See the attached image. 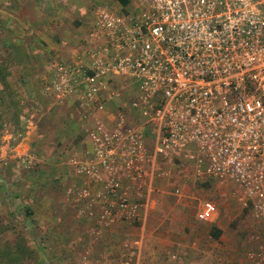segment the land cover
Listing matches in <instances>:
<instances>
[{
    "label": "built area",
    "instance_id": "1",
    "mask_svg": "<svg viewBox=\"0 0 264 264\" xmlns=\"http://www.w3.org/2000/svg\"><path fill=\"white\" fill-rule=\"evenodd\" d=\"M89 28L87 51L42 86L86 118L89 147L67 161L86 183L76 196L100 203L102 222L135 220L145 180L176 169L237 182L264 226V0H131L98 6ZM110 102L121 107L106 123ZM216 211L204 200L196 217ZM247 261L264 264V236Z\"/></svg>",
    "mask_w": 264,
    "mask_h": 264
},
{
    "label": "crops",
    "instance_id": "2",
    "mask_svg": "<svg viewBox=\"0 0 264 264\" xmlns=\"http://www.w3.org/2000/svg\"><path fill=\"white\" fill-rule=\"evenodd\" d=\"M94 1L1 0L0 16L5 17L9 23L12 22L11 26L14 27V33L19 35H16L17 41L27 48L28 53L31 52L33 47L37 46L46 49L54 47L57 51L59 50L57 55L60 57L50 64L52 72L54 62L68 63L74 61L78 54L86 52L90 47L91 43L87 36L90 22L85 25L81 20L89 14V5ZM112 5L119 9L113 1ZM91 15L94 16L95 13L93 15L91 12ZM15 27H18V29H15ZM81 29H83L82 34L76 36L75 33H80L76 31ZM20 30L25 34L21 35ZM71 30L74 32L72 36H70ZM85 31H87L85 38L86 40L88 38V40L83 42L82 39L80 42L78 39L83 36ZM29 56L28 69L31 72L23 70L24 72H20L16 77L19 84L23 83L24 87L28 86L29 80H36L38 77L45 78L48 81L52 74L49 72L43 75V70H41L43 60L41 57L39 62L35 63L37 61L36 56L32 53ZM46 59L44 58V61ZM29 73L32 74L29 75ZM9 77L10 75L7 80ZM26 88L25 90L29 94L30 91L28 87ZM46 96L53 98L55 103L61 104V109L64 108L63 103H65V100L72 99L74 109L66 108L61 111L59 127L58 130L56 129L54 139L56 146L58 145L59 148L57 147L55 152L48 149L47 154L43 156V163L46 165H41V167L43 166L42 171H37V176L41 174V177L46 178L43 181L48 187L55 182L54 189L56 191L48 189L49 192L57 194L55 199L54 196L50 198L42 197L47 199L44 203L43 199L39 198L41 192H38V196L31 197L32 202L28 201L27 195L22 196L21 199L24 205L29 202L31 204V206L29 205L30 208L34 211L38 207L42 210L41 219L38 220L39 217L35 216L34 221L33 217L31 219L24 211L23 217L26 218L24 223L29 233H33L32 228L35 229L37 224L41 226L42 234L36 238L43 245L39 250L33 244L36 246L37 254H42L41 258L27 260L24 264H248L247 252L256 248L261 239L249 249H244L243 256L234 250L232 255H229L225 250L226 247H223V244H225L221 234L223 220L217 218L213 222V232L209 228L210 223L208 226L201 223L212 222L218 212L216 202L217 211L208 221H200L197 217H193L191 213L190 203L195 190L204 189L215 183L216 190L222 191V189H226V187H222V183L231 182L235 183L242 192L239 184L228 178H206L197 181L191 175L177 173L176 169L173 170L172 178L148 177L144 182L142 192L135 195L136 198L142 201L140 216L137 219L141 221L138 222L136 227L119 219L109 223L102 222L100 220V203L95 202V199H93L89 204V200L85 202V200L76 196L75 188L82 187L86 183L84 178L77 175L73 167L67 164L66 159L61 157L63 151L60 150V146L64 145L66 141H74L76 138L70 140L69 136L66 135L67 130L76 124L82 127L86 118L83 117L72 96L64 100H58L50 94ZM120 107L117 102H110L109 110L99 115L101 118L103 116V121L107 123L112 119L108 114L113 115L115 112L120 111ZM74 113L77 114V121H74ZM29 117L27 116L25 119L24 115L21 116L27 122L25 126L27 128L36 127ZM106 117H109L110 120ZM29 132L25 131L24 137L22 136L18 140V142L20 141L18 146L23 142L24 148H17L16 143L14 151L17 154L15 152L10 157H17L22 161L23 156L21 155L25 153L30 145ZM148 132H144L147 135L146 144L152 147L153 141ZM45 137L46 135H43L41 140ZM77 141L78 144L81 142L84 143L86 148L89 147V142L84 140L83 137L81 140L77 138ZM49 143L52 144L53 141ZM83 151L81 150V154ZM20 152L22 154H19ZM53 162H56V164H52ZM159 166L161 165L159 164ZM176 185L181 187V194L179 195L174 194ZM233 186L235 185H230V187L235 188ZM18 194V189L11 194H5L9 196V200L5 204L6 215L14 214L13 209H15V206L11 201L13 197L20 199ZM92 194L95 195L93 192ZM87 206L93 211L92 215H89L87 211L84 214L80 212ZM255 220L263 226L259 220ZM214 232H217L218 236H213L212 233ZM171 254H175V258L172 259Z\"/></svg>",
    "mask_w": 264,
    "mask_h": 264
},
{
    "label": "rangeland",
    "instance_id": "3",
    "mask_svg": "<svg viewBox=\"0 0 264 264\" xmlns=\"http://www.w3.org/2000/svg\"><path fill=\"white\" fill-rule=\"evenodd\" d=\"M1 3L2 2L0 0V4ZM103 5L111 6L112 0H95L94 2L90 3L89 14L81 21L84 22L85 25L89 24V20L93 18L91 12L94 15L97 7ZM3 18L5 19V17ZM8 25L9 22L7 21V26ZM29 27L28 29H30ZM9 28L12 31L14 29V27L12 28V26ZM15 29H18V27H15ZM22 30H20L21 35H24L25 32H23ZM12 31L11 37L15 40L13 34H18H12ZM81 31H83V29L77 30L76 32L80 33H75L76 36L82 34ZM86 33L87 31H85L83 36L78 39L80 40V42L82 39L83 42L87 41L85 38ZM73 34L74 32L72 31L70 36H72ZM50 43L51 41L49 42V44ZM55 50L56 49L54 47L52 49H46L45 47L40 46L33 47L31 49L30 53L36 56L35 59L37 61L35 63L39 62L40 57L43 60L41 69L43 70V75L51 72L50 64L53 62V60L60 57L57 55L59 53V50ZM1 52L2 49H0V54ZM44 58H47L46 61H44ZM25 68V70L27 71L28 67ZM10 70L11 74L9 79L7 80V84L5 85V87H7V89L12 88L16 92L17 96H15V98L20 101L19 105L21 106V115L19 114L18 119H15V117L12 115L15 112V108L11 105L6 104L7 102L2 103L0 98V225L3 224L0 228H6L2 232H0V245H3L6 240L21 236L31 246H33L34 248H36L37 246V248L40 250L42 244L39 243L40 241L36 237H40V235L42 234L41 226L37 224L35 229L32 228L33 233H29V230L24 223L26 218L23 217V214L24 211H26L28 217H31V219L33 217V221L35 216L39 217V220L42 217V210L40 209V207H38V209L36 208V210L34 211V209L30 208L31 204L29 202L27 205H24L23 202H21V199L22 196L27 195V199H30H28V201L32 202L31 197L38 196V192H41L39 198L41 197L44 203L47 201V199H44L42 197L50 198L54 196L55 199V195L57 194H55V192L48 191V189L56 191L54 189L55 182H53V184L48 187L45 181H43L46 178L44 176H42V178L41 174H38L37 176V171H42L43 166L41 167V165H46L45 163H43V156L47 154L48 149H51L53 152H55L57 147L59 148L58 145L56 146L54 139L56 129L58 130L59 127V116L60 114H62L61 111L66 108H71L73 110L74 106L72 104L73 100L68 98L64 101L65 103H63L64 108L61 109V104L55 103L53 98H51L50 96H46L42 91V86L46 81L45 78L41 79L40 77H38L36 80H29L28 86H26L30 91V93L28 94V92L25 90L27 88L22 85L23 83L19 84L18 79L16 78L18 77L20 72H24V69H19L18 66H11ZM30 74L32 73H29V75ZM25 97L27 98L25 99ZM130 98L131 95H127L124 100H129ZM22 115H24L25 119L27 118V116H30L29 119H31V122L36 125V127L31 126L27 128L25 126L27 122L24 120V118H21ZM73 117L75 119L74 121H77L76 113H74ZM25 131H30V145L24 154H22V152L19 153L22 154L21 156H23L21 161L17 157L14 158L10 156L15 154L16 151H14V145L17 143L16 147L18 146L20 142H18V140L20 137H24V135L26 134ZM43 135H46V137L45 139L41 140V137ZM66 135L69 136L70 140L76 137L74 140L75 143L74 141L68 140L64 145L60 146V150L63 151L61 157L63 159L65 158L66 161H68L70 155H81V150H84V143L79 142V146L77 141V138L81 140L83 137V128L81 127V125L77 126V124L74 125V127L71 126V128L67 130ZM51 141H53L52 144L49 143ZM17 148L23 149L24 143H20ZM52 164H56V162H53ZM67 164L70 166L68 162ZM32 180L34 181V184L31 182ZM231 184H234L235 186L233 187L235 188L230 187ZM222 187H226V189L218 191L216 190V184L214 183L213 185L211 184L204 189L195 190L194 194L192 195V202L190 203L191 213L193 214V217L196 218V213L200 204L206 199H210L216 202L218 206L217 215L214 217L212 222L201 223H203L204 226H208L210 223L209 228L211 229V232H213V222H215L217 218H221V220H223L221 234L225 243L223 244V247H226L225 250L229 255H232V252L234 250L237 253H241V255L243 256L244 249H249V247H252L256 243H258V241L264 236V227L254 219V217L251 215L250 209L245 206L244 194L239 190L238 186L235 183L224 182L222 183ZM16 189L19 190L18 195L20 199H16L13 197L11 202L15 206V209H13L14 214L6 215L7 213H5V204L7 200H9V196H6L5 194H11L12 192H15ZM140 197H142V195H140ZM33 211L35 214L33 213ZM38 220L36 221L37 223L39 222ZM140 221L135 219L128 220L126 222L131 226L136 227L138 222ZM29 241L33 242L31 243ZM33 244L36 246H34ZM41 255L42 254H37V257L35 259L41 258Z\"/></svg>",
    "mask_w": 264,
    "mask_h": 264
},
{
    "label": "trees",
    "instance_id": "4",
    "mask_svg": "<svg viewBox=\"0 0 264 264\" xmlns=\"http://www.w3.org/2000/svg\"><path fill=\"white\" fill-rule=\"evenodd\" d=\"M120 9H124L131 0H112ZM11 27V24L8 25ZM7 26V20L0 16V98L2 103H6L15 108L12 114L15 119H18L21 106L19 100L15 98L16 92L12 88L5 87L7 77L11 74L10 67L15 66L19 69H26L30 63V52L27 48L19 43L14 31ZM11 31L15 40L11 37ZM32 56V55H31ZM29 68V67H28ZM29 72V69H27ZM21 115V114H20ZM3 224L0 225L2 227ZM5 227V226H4ZM6 228H0L2 232ZM213 236H218L217 232L212 233ZM37 257V250L23 239L21 236L6 240L3 245H0V264H24L27 260Z\"/></svg>",
    "mask_w": 264,
    "mask_h": 264
}]
</instances>
